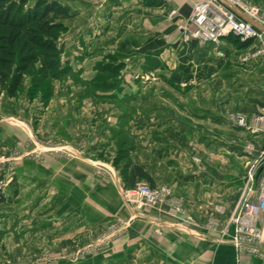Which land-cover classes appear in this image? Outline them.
Wrapping results in <instances>:
<instances>
[{
	"label": "rangeland",
	"instance_id": "374dc122",
	"mask_svg": "<svg viewBox=\"0 0 264 264\" xmlns=\"http://www.w3.org/2000/svg\"><path fill=\"white\" fill-rule=\"evenodd\" d=\"M27 1L31 6L37 0ZM55 1L64 3L70 11L75 2ZM146 1L158 7L163 6L165 0ZM105 2L90 0L95 6ZM144 12H140V33L157 22L151 13ZM170 14H175V10ZM102 18L100 21L112 19ZM63 23L62 41L70 33V24ZM121 27L116 32L113 29L115 38H123L119 43L110 38L105 42L103 22L94 31L85 32L81 43L75 36L68 51L71 52V47L78 50L74 55L78 60L73 74L50 79L37 75L35 68L26 76L23 87L12 101L6 91L1 94L0 264H140V218H145L144 213H160L163 219H170L185 232L200 224L196 216L198 209L188 208L169 184L155 182L151 173L154 169L159 168L162 172H170L172 167L183 171L208 169L215 173L216 165L223 162L228 172L232 170V161L224 160L227 156L236 152L251 156L247 138L239 144L232 142L233 138L228 135L231 138L220 139L217 131L208 129L227 123L228 113L237 111L231 107L233 93H248L249 85H257L261 79L254 76V64L258 60L250 57L251 42H239L237 48L212 65H202L195 59L184 68L170 69L160 55L150 57L148 63H141L140 58V64H136V53L142 54L144 50L127 48L134 36L126 35ZM97 40L100 43L94 45ZM35 75L37 80H34ZM63 82L73 83L77 92L75 104L80 106L82 118L80 144L73 149L71 145L56 143L57 129H61L58 131L60 137L66 130L57 120L59 114H52L46 124L50 137L55 136L51 138L49 150L33 147L18 132L29 114L26 106L34 105L36 126L40 112L50 105L58 84L69 90ZM186 105L193 110L207 108L209 120L195 113L191 116L185 111ZM220 111L224 112L220 114ZM191 117L194 122L203 119L209 125L204 127L202 134L183 126L184 120ZM173 120L177 122L176 127H168ZM13 126H18V131L10 130ZM229 127L232 132L243 130L234 125ZM169 135H175L183 144L179 146L180 153L175 161H168L171 147L160 141ZM58 156L80 158L82 168L91 169L90 175L81 171L82 177H88L94 183L90 193H83L86 189L82 186L81 192L67 194L69 199L62 200L61 195L43 191L40 187L34 186L33 192L29 190L32 184L38 183L30 182L23 169L20 170L26 159L40 163L47 157L55 159ZM134 164L142 165L153 180L152 183L139 179L137 183L143 180L152 187L170 191L163 201L137 209L128 200L127 192L136 186L127 182L128 169ZM85 195L89 200L78 205L77 197ZM221 211L217 208L209 210V231L230 239L228 216L233 210Z\"/></svg>",
	"mask_w": 264,
	"mask_h": 264
},
{
	"label": "crops",
	"instance_id": "0c3cea01",
	"mask_svg": "<svg viewBox=\"0 0 264 264\" xmlns=\"http://www.w3.org/2000/svg\"><path fill=\"white\" fill-rule=\"evenodd\" d=\"M104 1L107 2L95 6L90 3V0H75L71 7L73 18L63 20L70 24L68 25L70 33L63 41L64 53L62 55L63 64L68 65L69 68L72 67L69 73L73 74L75 72L76 68L74 65L76 60H78V58L74 57L78 52L77 48L71 47V52H68L71 46L70 42L76 36L78 42L81 43L84 37L83 34L94 31L101 22L105 25L103 38L105 42L110 41L108 40L109 38L113 39L112 42L115 40L116 43L122 41L123 38H115L114 35L116 34L113 33V29L116 32L120 26H122L121 31L125 30L126 35L131 34L134 36L132 43L125 47L139 50V52L140 49L144 50L142 54L136 53L138 58L136 64H140V58L141 63H148L150 57L154 58L157 55H160L168 63L170 69L184 68L189 62L193 63L195 59H198L202 65H212L214 62H220L223 59L217 56L212 45H201L198 41H188L184 38L183 26L196 4L203 0H165L163 6L158 7L151 5L146 0ZM245 1L264 9V0ZM172 10H175L173 15L170 14ZM144 11L151 13L154 16L152 19L154 18L157 22L152 23L146 32L140 33V12L146 13ZM102 12L104 13L102 14ZM166 12L167 14H165ZM102 15L104 18L110 17L112 19H104L108 22L100 21V19H103ZM119 16L122 17L118 19ZM243 17L254 23L256 27L262 28L256 21L245 15ZM109 25L110 27H108ZM97 42L100 43L97 40L94 41V45ZM222 43L226 55L237 48L239 44L234 38L224 39ZM254 68L256 70L254 76L261 78L257 82L258 86L249 85L248 88L250 90L248 93H233L234 97L231 101V107L234 110L248 116L264 110V61H256ZM63 85H68L69 90L58 84L59 87L56 89L50 105L40 112V118L37 119L38 124L36 126L33 122L34 105L28 104L26 107L29 109L28 113L30 116L29 114L26 115L24 126H20V131H18V126H13L11 129L9 127V129L18 131L21 136L31 142L33 147L41 146L44 151H48V146L52 142L51 138L55 136L50 137L46 124L52 114H59L57 120L65 126L66 132L63 133V137H60L58 136V131H61V129H57L56 143L71 145L73 149L75 146L78 147L80 144L82 118L80 106L75 104L77 92L73 83L63 82ZM6 95L8 96V94ZM13 99L14 97H10V101ZM185 111L187 113L190 112L191 116L195 113L209 120L207 108L203 110L202 107H199V110H193V107L186 105ZM222 112L224 111L219 113L221 114ZM87 118L85 117V119ZM167 118L170 119L171 116ZM160 119L159 121H161ZM191 119L187 120L186 118L183 126L192 132L195 129L202 134L204 127L209 126L203 122V119L200 121L201 123L194 122ZM87 122L90 125L91 122L88 119ZM227 123L224 122L221 125H215V127L209 126L208 129L211 128L217 131L220 139L232 137V142H239V144L242 139L247 138L245 141L248 140V143L253 146L251 156L236 152L232 153L231 157L227 156L224 159L232 161L231 171L226 172L225 165L221 162V164L216 165L215 173L208 169L193 171L190 168L187 171H183L175 167L170 168V172H162L159 168L151 172L155 182L169 184L174 189L175 195L183 198L188 208L191 210L198 209L196 210V216L200 224H195V228L193 227L185 232L178 228L170 219L166 217L163 219L160 213L155 211H152V214L144 213L142 216L145 218H140V264H264V257L241 250L230 239L223 238L220 234L209 231V210H213L218 206H222L226 210H233L245 200L248 194L249 199L257 197L259 180L264 177V132L241 130L242 128L237 126L241 131H238L239 133L232 132L228 129L232 124L229 123L228 125ZM171 125H168V127L175 128L177 122L173 120ZM208 129H206V132ZM197 132L195 134H198ZM88 135L90 136V133ZM160 141L162 145H170L171 152H169L168 161H175L177 153H180L179 146L183 144L175 135L161 138ZM80 161V158L58 156L55 159L47 157L37 163L32 158H27L26 164L20 170L23 169L25 177H28L30 182L38 183L30 186L29 190L31 192L35 190L34 186L40 187L43 191L55 192L57 195H61L62 200H67L69 199L67 194L81 192L82 186L86 189L83 193H90V187L94 186L90 178L81 176V171L84 173L88 172L87 174L90 175L91 169L82 168ZM141 161L143 160L141 159ZM248 166H250L249 169L252 166L256 168L254 182L249 180V173L247 175ZM88 200V195L82 196V198L79 196L76 199L78 205ZM95 209L97 210L96 207ZM95 209L93 210L94 212ZM56 216L59 217L60 215L57 213ZM223 225L226 226V224Z\"/></svg>",
	"mask_w": 264,
	"mask_h": 264
},
{
	"label": "built area",
	"instance_id": "2783aa9c",
	"mask_svg": "<svg viewBox=\"0 0 264 264\" xmlns=\"http://www.w3.org/2000/svg\"><path fill=\"white\" fill-rule=\"evenodd\" d=\"M256 21L258 28L243 16ZM185 40L198 41L201 45H212L219 58H224V39L234 38L237 42L250 43V57L264 60V9L245 0H203L196 4L183 26ZM1 118V115H0ZM227 121L239 128L264 132V110L248 116L232 111ZM250 148L253 149L251 144ZM256 168L249 169V180L255 181ZM252 187V186H250ZM170 191L152 187L140 180L134 189L127 192L128 200L137 209L156 205ZM249 195V194H248ZM245 200L229 214L232 229L230 240L241 250L264 257V177L258 183V195ZM224 212L222 206L216 207Z\"/></svg>",
	"mask_w": 264,
	"mask_h": 264
},
{
	"label": "trees",
	"instance_id": "16d2710c",
	"mask_svg": "<svg viewBox=\"0 0 264 264\" xmlns=\"http://www.w3.org/2000/svg\"><path fill=\"white\" fill-rule=\"evenodd\" d=\"M27 3L0 0V96L3 91L10 97L17 95L26 76L35 68L37 75L50 79H60L70 72L62 61L61 30L65 27L63 20L74 15L55 0H37L31 6ZM128 174L131 186L139 179L153 183L142 165H132Z\"/></svg>",
	"mask_w": 264,
	"mask_h": 264
}]
</instances>
